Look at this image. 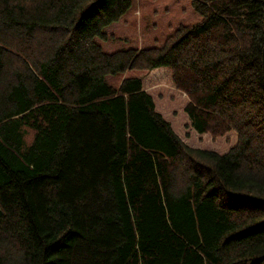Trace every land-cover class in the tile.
I'll return each instance as SVG.
<instances>
[{"label": "trees", "instance_id": "16d2710c", "mask_svg": "<svg viewBox=\"0 0 264 264\" xmlns=\"http://www.w3.org/2000/svg\"><path fill=\"white\" fill-rule=\"evenodd\" d=\"M129 3L0 0V264H264V0L105 52ZM157 67L235 145L184 143L126 75Z\"/></svg>", "mask_w": 264, "mask_h": 264}, {"label": "rangeland", "instance_id": "374dc122", "mask_svg": "<svg viewBox=\"0 0 264 264\" xmlns=\"http://www.w3.org/2000/svg\"><path fill=\"white\" fill-rule=\"evenodd\" d=\"M200 19L192 0H130L119 19L104 27L107 38H96V41L109 53L161 46L177 27L195 24ZM126 75L142 76L143 87L153 97L155 109L170 122L187 145L219 154L235 145L236 134L233 131L212 138L210 134H199L190 127L183 110L187 97L174 87L171 72L166 67H157L149 72L128 70Z\"/></svg>", "mask_w": 264, "mask_h": 264}, {"label": "crops", "instance_id": "0c3cea01", "mask_svg": "<svg viewBox=\"0 0 264 264\" xmlns=\"http://www.w3.org/2000/svg\"><path fill=\"white\" fill-rule=\"evenodd\" d=\"M142 84H143V78H142ZM144 88V87H143Z\"/></svg>", "mask_w": 264, "mask_h": 264}]
</instances>
